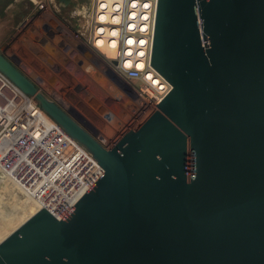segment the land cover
I'll use <instances>...</instances> for the list:
<instances>
[{"label": "water", "instance_id": "obj_1", "mask_svg": "<svg viewBox=\"0 0 264 264\" xmlns=\"http://www.w3.org/2000/svg\"><path fill=\"white\" fill-rule=\"evenodd\" d=\"M7 46L0 71L102 172L63 216L39 208L1 240L0 264H264V0H157L150 63L171 87L111 147Z\"/></svg>", "mask_w": 264, "mask_h": 264}, {"label": "built area", "instance_id": "obj_2", "mask_svg": "<svg viewBox=\"0 0 264 264\" xmlns=\"http://www.w3.org/2000/svg\"><path fill=\"white\" fill-rule=\"evenodd\" d=\"M49 1L33 0L40 11L25 30L50 34L45 42L69 55L67 72L73 80L105 82L117 93L126 112L116 137L104 144L111 147L126 131L142 125L171 87L150 63L157 0L74 4L70 16L77 26L71 33L49 14ZM48 59L56 64L51 56ZM0 168L37 201L38 209L45 207L57 217L102 172L92 154L1 71Z\"/></svg>", "mask_w": 264, "mask_h": 264}, {"label": "rangeland", "instance_id": "obj_3", "mask_svg": "<svg viewBox=\"0 0 264 264\" xmlns=\"http://www.w3.org/2000/svg\"><path fill=\"white\" fill-rule=\"evenodd\" d=\"M50 1L49 14L59 21L66 33H71L77 26L76 19L70 16L73 5L89 3V0H71L64 5L58 0ZM36 7L33 0H0V47L7 43V56L38 84L43 93L58 102L103 145L110 144L124 123L123 102L105 82H94L91 78L81 82L73 80L67 72L71 68L69 55L45 42L50 34L25 30L40 11ZM49 56L56 63L54 66ZM0 178L1 241L37 210L33 212L31 198L1 172Z\"/></svg>", "mask_w": 264, "mask_h": 264}, {"label": "bare ground", "instance_id": "obj_4", "mask_svg": "<svg viewBox=\"0 0 264 264\" xmlns=\"http://www.w3.org/2000/svg\"><path fill=\"white\" fill-rule=\"evenodd\" d=\"M87 69H88L89 72L91 73V67L88 66ZM116 126H117V125H116ZM117 127H118V126H117ZM0 172H1V173H2L7 179H9V177L6 176V174L1 170V168H0ZM10 180H11V179H10ZM0 181H2L1 178H0ZM4 183H5V180H3V183H2V184L4 185ZM13 195H14V194H13ZM18 195H19V194H18ZM28 198L30 199L31 196L28 195ZM19 200H20V198H19ZM31 200H32V201H30V202H31V205H30V206H31V209H32L33 212H34V210H35V209L38 210V208H36V205L34 204L35 201H34L32 198H31ZM33 201H34V202H33ZM23 203H24V202H23ZM35 203H37V201H36ZM30 206H29V207H30ZM37 206H38V205H37ZM33 207H34V209H33ZM24 208H25V207H24ZM23 213H24V211H23ZM9 220H10V219H9ZM10 232H11V231H10ZM6 236H7V235H6Z\"/></svg>", "mask_w": 264, "mask_h": 264}, {"label": "crops", "instance_id": "obj_5", "mask_svg": "<svg viewBox=\"0 0 264 264\" xmlns=\"http://www.w3.org/2000/svg\"><path fill=\"white\" fill-rule=\"evenodd\" d=\"M65 30V29H64ZM30 44V43H29Z\"/></svg>", "mask_w": 264, "mask_h": 264}, {"label": "flooded vegetation", "instance_id": "obj_6", "mask_svg": "<svg viewBox=\"0 0 264 264\" xmlns=\"http://www.w3.org/2000/svg\"><path fill=\"white\" fill-rule=\"evenodd\" d=\"M59 1V0H58Z\"/></svg>", "mask_w": 264, "mask_h": 264}]
</instances>
